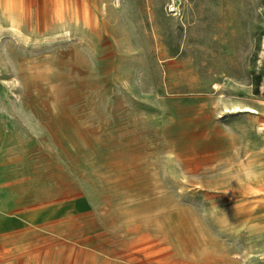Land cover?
Masks as SVG:
<instances>
[{
  "label": "rangeland",
  "instance_id": "rangeland-1",
  "mask_svg": "<svg viewBox=\"0 0 264 264\" xmlns=\"http://www.w3.org/2000/svg\"><path fill=\"white\" fill-rule=\"evenodd\" d=\"M101 2L41 29L0 0L3 25L32 28L0 33V146L24 153L26 197L87 207L30 259L264 264V0Z\"/></svg>",
  "mask_w": 264,
  "mask_h": 264
},
{
  "label": "crops",
  "instance_id": "crops-1",
  "mask_svg": "<svg viewBox=\"0 0 264 264\" xmlns=\"http://www.w3.org/2000/svg\"><path fill=\"white\" fill-rule=\"evenodd\" d=\"M88 1L91 11L101 10L103 0ZM81 4V0H26L29 12L26 25L33 27L34 13H39V27L44 29L47 12H72L79 10ZM31 30L25 37L12 35L11 43L28 41ZM1 44L0 53H3ZM23 158L24 153L15 145L0 146V264H48L30 257L46 247H65L68 237L77 235L72 224L86 212L87 207H79L80 200L85 198L80 194L26 197L20 189Z\"/></svg>",
  "mask_w": 264,
  "mask_h": 264
},
{
  "label": "bare ground",
  "instance_id": "bare-ground-1",
  "mask_svg": "<svg viewBox=\"0 0 264 264\" xmlns=\"http://www.w3.org/2000/svg\"><path fill=\"white\" fill-rule=\"evenodd\" d=\"M172 2L175 4V0H172ZM81 3H83L82 0H81ZM89 8L90 7L88 5L83 6L80 10L72 13L69 16L70 20L74 23H78V21L81 20L83 22V24H88L93 17V13ZM53 13L55 15V18L60 17L59 11H55ZM3 17H4V13L1 11L0 12V33H2L4 31V28H7L9 33H11L13 36H16V37L27 36V33L23 31V29L18 25V22L13 18H10L7 25H3L2 24ZM243 109H247V110L253 111V112L256 111L255 109L250 108V107H245ZM227 187H229V186H227Z\"/></svg>",
  "mask_w": 264,
  "mask_h": 264
},
{
  "label": "built area",
  "instance_id": "built-area-1",
  "mask_svg": "<svg viewBox=\"0 0 264 264\" xmlns=\"http://www.w3.org/2000/svg\"><path fill=\"white\" fill-rule=\"evenodd\" d=\"M167 11H168L170 14H177L173 2H172L171 4H169V5H167Z\"/></svg>",
  "mask_w": 264,
  "mask_h": 264
}]
</instances>
